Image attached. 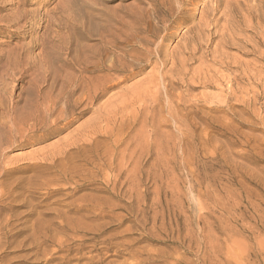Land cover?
<instances>
[{"label":"rangeland","instance_id":"rangeland-1","mask_svg":"<svg viewBox=\"0 0 264 264\" xmlns=\"http://www.w3.org/2000/svg\"><path fill=\"white\" fill-rule=\"evenodd\" d=\"M21 1L0 0V264H264V0ZM65 212L92 229L59 251Z\"/></svg>","mask_w":264,"mask_h":264},{"label":"bare ground","instance_id":"bare-ground-1","mask_svg":"<svg viewBox=\"0 0 264 264\" xmlns=\"http://www.w3.org/2000/svg\"><path fill=\"white\" fill-rule=\"evenodd\" d=\"M20 2H22L21 0H20ZM19 2V3H20ZM18 3V2H17ZM23 4V3H22ZM25 4V3H24ZM23 4V5H24ZM18 5V4H17ZM20 6V4L18 5V8L20 9L21 7H19ZM16 9V8H15ZM47 10V9H46ZM52 11V10H51ZM17 16H19L20 18H25V16H27L29 13L32 15V17H34L35 18V16H36V13H37V10L35 9V10H24L23 9V7H22V9H20V10H16L15 12H14ZM14 13H12V14H14ZM14 14V15H15ZM51 16V15H50ZM52 17V16H51ZM42 18V17H41ZM51 19V18H50ZM50 19H47L46 20V24L44 25V31H46L48 28H49V26L52 24V22H51V20ZM109 22V21H108ZM111 24V23H110ZM100 36V35H99ZM102 40V39H101ZM14 73V72H13ZM40 78V77H39ZM36 79V78H35ZM35 82V81H34ZM2 87V86H1ZM3 88V87H2ZM71 90V89H70ZM29 93V92H28ZM13 95V94H12ZM63 96V95H62ZM61 98V97H60ZM93 99V98H92ZM56 103V102H55ZM27 118V117H26ZM110 163V162H109ZM46 164V163H45ZM126 166V165H125ZM45 167V166H44ZM52 167L54 168V170L52 169ZM52 169V170H51ZM47 171L46 172H48V174L49 175H51V179H50V181L51 182H54V181H59V180H61L62 179V181L63 180H65L66 179V171H67V168H66V166H65V164L63 163V166L60 168V169H58V167H56L54 164H53V166H49L47 169H46ZM59 172L61 173V175H59ZM85 174V173H84ZM39 176V175H38ZM31 177V176H30ZM35 177V176H34ZM29 180H27L28 182V184H32L34 181H32V177L31 178H28ZM107 179H108V177H107ZM0 186H2V182H0ZM46 186V185H45ZM48 186V185H47ZM67 187V186H66ZM72 187H74V186H72ZM57 188V187H56ZM15 189V188H14ZM35 189V188H34ZM11 192V191H10ZM9 192V193H10ZM12 193V192H11ZM51 193H53V191H48L47 192V194H51ZM8 195V193H6L5 191H4V189L1 187L0 188V198H1V200L3 199V198H5V195ZM46 194V195H47ZM69 194V193H68ZM68 194H65V196L66 195H68ZM131 194V193H130ZM6 199V198H5ZM40 202V201H39ZM70 203V202H69ZM75 207H77V206H75ZM31 209V208H30ZM73 210V209H72ZM74 210H76V208L74 209ZM84 210H86V209H84ZM0 211H1V209H0ZM68 211V210H67ZM70 211V210H69ZM77 211V210H76ZM75 211V212H76ZM73 213V214H76V213ZM79 212V211H78ZM66 215V212H65V214L64 215H62L61 213L59 214V216H58V218H60L59 219V221L58 222H60V224H58V223H56V224H58V228L60 229V231H57V233L56 234H53V235H51L50 237L48 236V234L46 235V237L50 240V239H52L53 240V238H54V240H53V242L52 243H56L55 242V237H57V236H61L60 237V239H59V241H57V243H58V250L59 251H62V250H64V247H65V245H64V239H63V235H65V232L67 231V230H69L70 232H80V231H85V230H91L92 228H88L87 226H85V224H86V222H85V220L84 219H86V214L84 215V217L82 218V217H80L79 215V217L78 216H76L75 217V219H76V221L75 222H72V221H70V220H68L67 221V219L66 218H64V216ZM82 215V216H83ZM45 229H47V228H45ZM50 229L51 228H49V231H50ZM52 230H53V228H52ZM58 230V229H57ZM55 231V230H54ZM45 232H46V230H45ZM43 234V233H42ZM44 235V234H43ZM77 237V236H76ZM93 237V236H92ZM51 240V241H52ZM75 240V239H74ZM82 240V239H81ZM50 241V242H51ZM81 244V243H80ZM82 249V248H81ZM53 250H55V249H53ZM57 251V250H56ZM55 251V252H56ZM51 256V255H50ZM49 257V256H48ZM46 259V258H45ZM62 260V263H66V260H65V258L64 257H62L61 258ZM176 259H178V258H176ZM51 260L53 261V259H49V260H46L45 261V264H48L49 263V261L51 262ZM62 263H59V264H62ZM171 263V262H170ZM174 263V262H173ZM136 264V263H135Z\"/></svg>","mask_w":264,"mask_h":264}]
</instances>
